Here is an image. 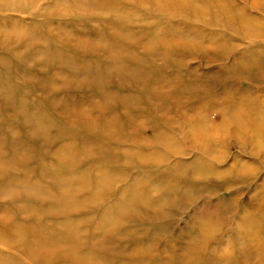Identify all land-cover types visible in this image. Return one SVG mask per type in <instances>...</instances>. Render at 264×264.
I'll list each match as a JSON object with an SVG mask.
<instances>
[{"label":"rangeland","instance_id":"374dc122","mask_svg":"<svg viewBox=\"0 0 264 264\" xmlns=\"http://www.w3.org/2000/svg\"><path fill=\"white\" fill-rule=\"evenodd\" d=\"M23 1L0 4V155L40 189L0 191V264H264V0ZM196 107L235 122L211 150L190 131ZM166 132L178 150L157 144ZM195 161L212 172L183 173Z\"/></svg>","mask_w":264,"mask_h":264},{"label":"bare ground","instance_id":"6f19581e","mask_svg":"<svg viewBox=\"0 0 264 264\" xmlns=\"http://www.w3.org/2000/svg\"><path fill=\"white\" fill-rule=\"evenodd\" d=\"M0 1H4V2H0V4H4L5 2H9V0H0ZM15 1V0H14ZM18 1V3H19V5H17V7H19V8H21V9H25L27 6H28V4L25 2V1H23V0H17ZM70 2H68V0H67V2L69 3V5H73V6H75L74 5V3H73V1H75V2H77L79 5H81L82 7H83V4L80 2V0H69ZM156 1H162V0H155V2ZM163 1H165V3L167 2V4L168 3H170V2H172L171 0H163ZM33 4V3H32ZM71 9V8H70ZM234 11V10H233ZM228 13V12H227ZM25 14V13H24ZM239 15V20H241L242 21V19H241V16H240V14H238ZM119 20H120V23L122 24V22H124V18L123 17H121V18H119ZM21 22H18L15 26H14V30L16 31V33H18L20 30H22L21 28H22V26H20L21 24H20ZM243 23L245 24V25H248L249 24V22H248V18H243ZM243 23H241V25H243ZM120 24H119V26H117V30H119L120 31V33L119 32H115V34H114V38H119V41H120V38H121V40H124V39H126L127 37L128 38H130V35L129 34H126L124 31L125 30H123V29H121L120 30ZM243 27H245L244 25H243ZM24 30V29H23ZM153 30V29H152ZM29 31V30H28ZM34 31V30H33ZM35 32V31H34ZM125 33V36H124V33ZM154 33V34H153ZM152 34H151V36H150V38H149V42L150 41H153L152 39V37H157L156 36V33L155 32H153ZM32 34V33H31ZM33 36V35H32ZM34 37V36H33ZM31 37L30 36H28V39H30ZM28 39H24L23 41H26V40H28ZM35 39V38H34ZM37 39H39V38H37ZM40 45H42V34H41V36H40ZM129 40V39H128ZM161 41H164V40H160V41H158V42H161ZM151 43V42H150ZM119 45V44H118ZM152 45V44H151ZM150 45V46H151ZM161 46H166V44L165 43H162L161 44ZM109 47V46H108ZM111 47V46H110ZM109 47V48H110ZM113 47V46H112ZM89 48V47H88ZM82 52V51H81ZM80 52V53H81ZM86 52V51H85ZM91 52V51H90ZM112 53V52H111ZM76 54V53H75ZM85 54V53H84ZM113 56H115V55H113ZM76 57V56H75ZM106 57V56H105ZM117 57L115 56V57H110V59L111 60H114V61H117V59H116ZM69 59V58H68ZM79 59V58H78ZM83 59V58H82ZM105 59V58H104ZM76 60V59H75ZM109 60V59H108ZM1 61V60H0ZM80 61V60H79ZM74 62V61H73ZM115 63H117V62H115ZM236 63V62H235ZM77 65H79L78 63H77ZM83 65V64H82ZM104 65H106V64H104ZM233 65H234V63H233ZM73 66V65H72ZM81 66V65H80ZM91 66V65H90ZM235 66V65H234ZM77 67V66H76ZM231 67H232V65H231ZM237 67V66H236ZM3 68V67H2ZM72 68V67H71ZM75 68V67H74ZM108 68H110L109 66H108ZM118 68V67H117ZM76 69V68H75ZM74 69V70H75ZM80 69H81V67H80ZM92 69V68H91ZM111 69V68H110ZM135 69V68H134ZM133 69V70H134ZM233 70H236L235 68H232ZM7 70V69H6ZM112 70H113V68H112ZM78 71V70H77ZM76 72V71H75ZM80 72H82V71H80ZM83 72H85V70L83 71ZM105 72V71H104ZM115 72V71H114ZM79 73V72H78ZM76 74V73H75ZM143 74V73H142ZM86 75V74H85ZM91 76H93V75H91ZM97 76V75H96ZM86 77V76H85ZM99 77H101V76H99ZM87 78V77H86ZM149 78H151V75H148V77H147V81H148V84H146L147 85V87L145 88L146 89V91L147 92H149V90L150 89H148L149 87H150V82H151V79H149ZM178 78V75H175V76H173V78H171V79H173V80H176ZM91 79H93V78H91ZM97 79V78H96ZM153 79V81L155 80V78H152ZM157 80H161V78L159 79V78H156ZM98 80H100V79H98ZM147 81H146V83H147ZM94 83H95V81H94ZM165 86L164 85H160L158 88L160 89V90H163V88H164ZM8 92V91H7ZM150 98L152 99V94L150 95ZM254 102V101H253ZM261 104V103H260ZM207 106V105H206ZM217 107V106H216ZM242 107H244L245 108V110L247 111V113L246 114H248V115H251V111H249L250 110V104L248 103H246V104H242ZM205 108V107H204ZM204 108L202 109V110H204ZM221 108H225V106H223V107H221ZM260 108H262V111H260V114L258 113L259 112V110H260ZM166 109V108H165ZM194 109V112L195 113H199L200 115H199V117L198 118H192V119H190V120H188V121H190V122H194L193 123V126H192V128H191V130L190 131H194V132H196V134L198 135V137H197V140H199L200 142H202L203 143V145L204 146H206L205 148H209V146H208V144H217L216 142H214V139H213V133L216 131L217 133L220 131H222V130H227V128L229 127V124L230 125H233L232 127H234V125H235V122L234 121H231V120H229L228 121V124L227 125H224V127H225V129H223V127H222V124L225 122V118H224V116L225 115H222L221 117H219L220 119L218 120V121H216L215 123L213 122V120H214V117H216V116H214V115H204V113L203 114H201L203 111L202 110H198L199 108L198 107H196V108H193ZM213 109V108H212ZM219 109V108H218ZM220 110V109H219ZM225 111V110H224ZM241 112H244V111H242V110H240ZM213 112V111H212ZM227 112V111H226ZM253 112V111H252ZM222 113V112H221ZM224 114H226L225 112H224ZM253 114V113H252ZM256 115H258V116H256ZM214 116V117H213ZM255 116H256V118L258 119V121H260V122H264V121H262V119L260 118V117H262V118H264V105H259V109L258 110H256V114H255ZM260 116V117H259ZM213 117V119H211ZM222 118V119H221ZM228 118H233L232 120H237L233 115H230V117H228ZM216 120V119H215ZM224 120V121H223ZM227 122V121H226ZM234 122V123H233ZM250 124H251V122H249V123H244L243 125H244V128H246V127H248V126H250ZM256 124H257V122H256ZM130 128H132V126L130 127ZM230 128V127H229ZM133 129V128H132ZM234 129H236L237 130V128H234ZM199 132H198V131ZM229 131V130H228ZM233 131V130H232ZM193 132V133H194ZM252 135H254V134H252ZM138 136H140V134L138 133ZM156 136H158L156 139V141H157V144H162V145H165L167 148H170L171 150L173 149V150H178V142H176L174 139H173V137L171 136V133H169V132H166V133H164V134H159V133H157V135ZM160 136V137H159ZM193 137V136H192ZM192 137H191V140H193L192 139ZM194 137H195V135H194ZM252 137V136H251ZM196 139V138H195ZM195 139L193 140V141H195ZM253 140V139H252ZM255 140V139H254ZM193 141H192V143H193ZM255 141H257V139L255 140ZM260 142H263V140H260ZM196 143V142H195ZM253 143H255L254 141H252V145H253ZM161 145V146H162ZM190 145V144H189ZM192 145H194V144H192ZM202 145V144H201ZM259 146L261 145L262 146V143H260V144H258ZM191 147V146H190ZM193 147V146H192ZM197 147V146H196ZM214 147V146H213ZM198 148V147H197ZM261 148V147H260ZM87 149V148H86ZM210 149V148H209ZM211 150V149H210ZM215 150V149H214ZM16 151V153H17V155H18V157H19V159H22L25 155V152L27 151V150H25V149H23V150H13V152H15ZM90 151V150H89ZM209 151V150H208ZM210 152V151H209ZM212 153V152H211ZM1 154V153H0ZM199 155V154H198ZM197 155V156H198ZM2 155H0V174H2V175H5L3 178H2V181H5V182H3V183H1L0 184V191L1 192H3V193H8L9 191L11 192L12 191V189H14V188H16L17 186L16 185H20L18 188H20V190H26V191H33V190H35L36 191V189H37V187H38V189H37V191H39V189H40V187L39 186H37V184L36 183H33L32 184V186H29L27 183H24V180L27 178V176H28V169L23 165V164H19L18 165V168L19 167H21L23 170H24V173H22V174H20V179L19 180H17L16 181V185L10 180L11 178H9L10 177V175H11V172L9 171V170H14V168H16V165L14 164V163H11V160H10V162H8V163H1L3 160H5L6 158H8V157H1ZM196 156V155H195ZM194 156V157H195ZM202 156V155H201ZM162 157H164V155L162 154V153H158V151H155V152H152L151 154H148V155H146V154H143L142 152H141V154H140V159L141 160H143V159H147V158H152V159H158V158H160V159H162ZM199 157H200V155H199ZM202 158V157H201ZM200 158V159H201ZM149 160V159H148ZM151 160V159H150ZM149 160V161H150ZM202 160V159H201ZM201 160H198V161H201ZM205 160V159H204ZM203 160V161H204ZM152 161V160H151ZM156 162H157V160H155ZM205 161H207V160H205ZM158 162H160L159 160H158ZM195 162H197V161H195ZM101 163V162H100ZM194 163V162H193ZM197 163H199V162H197ZM196 163V164H197ZM206 163V162H205ZM192 164V163H191ZM212 164V163H211ZM240 164V163H239ZM193 165V164H192ZM192 165H188V163L186 164V163H184V165H183V173H185L187 170H192V172H193V174L195 173V174H201V173H203V172H205V171H207V170H209L208 169V167L206 168L203 164H197L196 166H192ZM208 165H210V163L208 164ZM213 165V164H212ZM236 166V165H235ZM213 167V166H212ZM215 167V166H214ZM93 168V167H92ZM236 168H237V166H236ZM242 168V167H241ZM7 169H9L8 171H6ZM215 170V168H212V170ZM209 171H211V170H209ZM212 172V171H211ZM5 173V174H4ZM72 173V172H71ZM215 173V172H214ZM204 174V173H203ZM198 176V175H197ZM73 177V176H72ZM76 177V176H75ZM200 177V176H199ZM9 178V179H8ZM8 179V180H7ZM1 182V181H0ZM75 181L73 180L71 183H68V189H72L71 188V185L74 183ZM135 184L132 186L133 188H132V190H135V185H136V181L134 182ZM173 184V183H172ZM130 186V185H129ZM13 187V188H12ZM176 187H178L177 185H176ZM130 189V188H129ZM168 190H171V185L169 184V186H168ZM129 191V190H128ZM128 194H131L132 196L128 199V200H130L131 201V203H133V202H135V201H137V200H139L140 202H142L144 205H146L147 203H150V201H149V197H148V192H146V193H144V194H138V193H133L131 190L129 191V192H127ZM143 193V192H142ZM168 195V194H167ZM170 195V194H169ZM127 199V198H126ZM149 205V204H148ZM29 206H31L29 203H25L24 204V207H29ZM129 206V204L127 203V201H124L123 203H121V205L119 204V206L117 207V209H126L127 207ZM32 207V206H31ZM27 210H30V208H28ZM37 211H39V209H37ZM4 212L6 213V215H1V216H3L2 217V219L3 218H5L6 216H7V214L9 213V210L8 209H5L4 210ZM10 219V221H11V218H9ZM13 230L12 231H10V236L11 235H14L13 234V232H15L16 230H15V228H12ZM250 229H252L251 227H250ZM5 236H7V234L6 233H4V232H2V231H0V239H2L3 237H5ZM5 243H7L8 245H12V248L15 246V245H19V246H21V248H23V246L25 245V246H29V247H33V246H35L36 248H39V247H41L40 245H33V244H28V242L27 241H25L24 239H23V241L22 242H18L17 240H15V239H11V238H8L7 240H5L4 241ZM57 244H59V243H57ZM16 250H14V252H15ZM13 252V251H12ZM13 252V253H14ZM25 253V256L23 257L26 261H28L30 258H27V257H30L31 255H32V253H28V252H24ZM15 254V253H14ZM12 254V256L10 255V254H8V255H10V256H8L7 257V260H9V264H23L22 263V261L16 256V255H18V254ZM2 256V255H1ZM4 256H6V255H3L2 256V258L4 259ZM2 258H0V260L2 259ZM93 257H89V256H87V254H84V253H81L79 256H78V258H77V261H80V264H86V260L87 259H92ZM2 259V260H3ZM24 260V261H25ZM174 260V259H173ZM104 261V260H103ZM1 262V261H0ZM110 262V261H109ZM109 262L108 261H106L105 263H102V264H109ZM111 263V262H110ZM182 264V263H181Z\"/></svg>","mask_w":264,"mask_h":264}]
</instances>
